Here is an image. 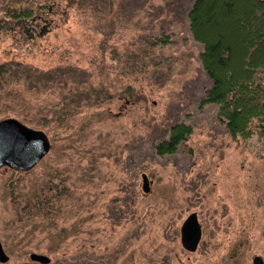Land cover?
<instances>
[{"label": "rangeland", "instance_id": "1", "mask_svg": "<svg viewBox=\"0 0 264 264\" xmlns=\"http://www.w3.org/2000/svg\"><path fill=\"white\" fill-rule=\"evenodd\" d=\"M192 1L0 0L10 25L29 20L14 17L27 7L52 24L35 44L0 31V63H12L0 120L51 144L29 172L0 169L6 264L32 252L50 264H250L264 254V139L233 140L215 106L199 108L210 81L188 32ZM158 33L174 42L152 47ZM179 122L191 135L158 157L152 144ZM191 210L204 235L190 254L179 229Z\"/></svg>", "mask_w": 264, "mask_h": 264}, {"label": "trees", "instance_id": "2", "mask_svg": "<svg viewBox=\"0 0 264 264\" xmlns=\"http://www.w3.org/2000/svg\"><path fill=\"white\" fill-rule=\"evenodd\" d=\"M75 2L67 0L66 7ZM89 5L87 1L84 7ZM33 16L29 7L14 14L18 19ZM186 17L191 40L201 47L199 63L210 81L199 108L215 106L216 119L233 140L264 139V0H193ZM149 38L152 47L174 42L165 33ZM4 72L0 67V77ZM191 133L190 124H173L166 139L152 144L154 153L175 154Z\"/></svg>", "mask_w": 264, "mask_h": 264}, {"label": "water", "instance_id": "3", "mask_svg": "<svg viewBox=\"0 0 264 264\" xmlns=\"http://www.w3.org/2000/svg\"><path fill=\"white\" fill-rule=\"evenodd\" d=\"M48 136L40 130H34L20 124L15 119L0 121V167L8 165L21 171L33 168L50 150ZM142 190L149 191V181L142 174ZM192 223L198 228L195 214L187 216L180 225V244L184 250L194 249L198 236L193 240L192 247H188V225ZM33 260L47 263V256L33 254Z\"/></svg>", "mask_w": 264, "mask_h": 264}, {"label": "flooded vegetation", "instance_id": "4", "mask_svg": "<svg viewBox=\"0 0 264 264\" xmlns=\"http://www.w3.org/2000/svg\"><path fill=\"white\" fill-rule=\"evenodd\" d=\"M45 7L46 6H44V8ZM41 11H43V9ZM43 12L49 14V13H52V9H51V7H49L46 11H43ZM16 20H14V22H17ZM50 23L51 22L48 21L44 17V15H42V14H40L39 16L38 15L37 16H33V17L29 18V20H27V21L21 20L19 26L16 23H14L13 25H10L9 23H6L3 19L0 18V31H8L10 34L13 33V34L18 35L19 38L15 37V36H11V42L14 45L16 43H18L19 40L22 41L21 43H23V44L24 43H33V44H35L34 41L39 40L40 38H42L44 35H46L45 31L50 30V28L52 27V24H50ZM5 54H6V52H5ZM8 65H12V63L11 62H5V61L0 63V67L3 68L4 71H6V67ZM6 119H15V118H6ZM6 119H2L0 121L6 120ZM15 120H17V119H15ZM18 122L20 124H22L20 121H18ZM22 125H24V124H22ZM24 126H26V125H24ZM26 127H28V126H26ZM28 128H30V127H28ZM40 131H42V130H40ZM3 167L12 170L14 173H26V172H29V170L28 171H21V170H17L15 168H12V167H10L8 165H3L2 167H0V169L3 168ZM33 168H31V169H33ZM192 214H195L198 228H196V226L192 223V221H191V223H189L188 232H187L188 233V237H189L188 238V240H189L188 247L189 248L192 247L193 240L197 236H198V240H197V243L194 246L193 250L188 249V253H190V254L191 253H196L198 248L203 247L202 242H203V235H204V230H203L202 223L199 221V214L197 213V211H192L191 210V212L188 213V216H190ZM185 251H187V250H185ZM33 254L42 255V254H38V253H33L32 252V253H30L28 255L29 261L23 262L22 264H50V258L48 256L47 257L49 258V261L47 263H41L40 261H38L36 259L33 260L31 258V256ZM42 256H46V255H42ZM8 261H9V255H7L5 253V251L3 249V246H2V243L0 242V264H6ZM250 264H264V254H254V255H252Z\"/></svg>", "mask_w": 264, "mask_h": 264}]
</instances>
